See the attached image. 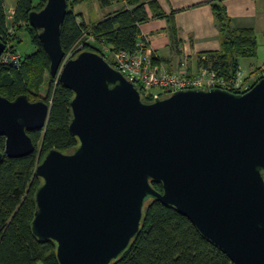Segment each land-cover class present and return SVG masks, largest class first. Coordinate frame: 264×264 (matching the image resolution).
Listing matches in <instances>:
<instances>
[{
	"label": "water",
	"instance_id": "95a60500",
	"mask_svg": "<svg viewBox=\"0 0 264 264\" xmlns=\"http://www.w3.org/2000/svg\"><path fill=\"white\" fill-rule=\"evenodd\" d=\"M66 12V0H46L28 15L50 75L73 94L68 128L77 139L36 167L33 236L56 244L59 264L117 263L137 239L147 204L159 202L232 264H264V78L242 93L193 88L145 100L96 51L64 62ZM30 44L25 37L20 52ZM5 50L0 40V57ZM50 111L46 98L0 93V165L35 151L30 133L47 127Z\"/></svg>",
	"mask_w": 264,
	"mask_h": 264
},
{
	"label": "trees",
	"instance_id": "16d2710c",
	"mask_svg": "<svg viewBox=\"0 0 264 264\" xmlns=\"http://www.w3.org/2000/svg\"><path fill=\"white\" fill-rule=\"evenodd\" d=\"M66 1L67 12L61 27V44L65 54L87 30L97 39V43L86 45L84 50L100 53L99 44L104 43L113 51H132L140 35V24L149 19L147 7L152 11H159L156 0H99L102 7L125 1L127 8L88 26L74 11L76 5L88 0ZM221 1H213L216 25L221 34L220 50L201 55L199 65L211 66L221 75L234 76L239 70L240 58L251 56L257 43L251 31H235L231 28ZM45 2L40 4L39 9H35L33 0H16L14 19L9 27L5 0H0V40L6 44L15 40L17 42L16 31L23 29L25 36L31 38L30 47L35 49L33 53L27 50L25 54L19 50V66L11 62L5 63L0 57V93L9 100L21 94L30 99L29 88L34 86L37 89L43 82V71L46 68L49 71V58L38 38V32L28 20L30 11L40 10ZM22 41L23 38L19 39L15 47L19 48ZM37 56L44 61L40 72H35L37 64L34 59ZM154 61L158 63L155 58ZM72 96L69 89L50 75L45 97L47 102L51 101L48 125L42 131L30 133L35 151L21 158L6 157L0 165V264H59L56 244L51 240L39 241L31 231L36 207L34 195L41 182L35 175V170L49 150L69 152L77 145V139L69 133L68 128ZM40 140L41 156L37 155V143ZM4 149L5 137L0 136V151ZM153 186L162 191L161 184L154 183ZM113 264L232 263L224 252L201 235L187 217L159 202H149L137 239L121 260Z\"/></svg>",
	"mask_w": 264,
	"mask_h": 264
},
{
	"label": "crops",
	"instance_id": "0c3cea01",
	"mask_svg": "<svg viewBox=\"0 0 264 264\" xmlns=\"http://www.w3.org/2000/svg\"><path fill=\"white\" fill-rule=\"evenodd\" d=\"M96 7L101 18L86 21L84 10L77 11L79 19L86 25L101 21L107 16L127 8L125 1L102 7L99 0ZM93 1V2H94ZM159 11L149 7V19L140 24V33L146 37V44L158 63L168 71H178L183 61H187V72L196 73L201 55L218 51L221 47V34L216 25L213 10L214 0H156ZM89 0L85 3L88 4ZM221 4L230 19L231 28L235 31L248 30L256 39V48L251 56L240 58L239 69L247 76L254 73L261 62H264V0H222ZM254 64L251 60L257 59ZM247 60L248 67L241 61Z\"/></svg>",
	"mask_w": 264,
	"mask_h": 264
},
{
	"label": "built area",
	"instance_id": "2783aa9c",
	"mask_svg": "<svg viewBox=\"0 0 264 264\" xmlns=\"http://www.w3.org/2000/svg\"><path fill=\"white\" fill-rule=\"evenodd\" d=\"M9 18L14 19V11ZM147 40L140 33L135 48L113 51L104 43L99 44L100 54L127 79L134 82L143 99L152 101L177 90L221 88L234 93H242L250 89L258 80L264 78V62L254 73L245 75L241 69L234 76L221 75L211 66L199 65L196 73L187 72V61H183L178 71H168L163 65L155 63L154 55L146 44ZM97 43V39L85 31L81 39L69 50L64 62L84 50L88 44ZM14 42L6 44L1 55L2 61L20 65L21 53ZM203 59H206L205 57ZM58 79V77H56ZM51 104V101H49Z\"/></svg>",
	"mask_w": 264,
	"mask_h": 264
},
{
	"label": "rangeland",
	"instance_id": "374dc122",
	"mask_svg": "<svg viewBox=\"0 0 264 264\" xmlns=\"http://www.w3.org/2000/svg\"><path fill=\"white\" fill-rule=\"evenodd\" d=\"M89 1L90 2H88V4L83 2L82 6H79L77 11H83L84 10L83 16L87 22L88 21L93 22V21L99 20L101 18V15H100V10H98V7L95 6L96 1H94V0H89ZM44 2H45V0H33V6L35 9H39L40 4H43ZM15 5H16V0H5L6 11H7L8 19H9L8 20L9 27H10V23H12V21H13L9 18V15H10V12H12V11H14V13H15ZM74 11L76 13V10H74ZM11 30H12V28H11ZM16 34H17V36L15 38H17V42L19 41V39H21V38L24 39L26 37L23 29H21L20 31H16ZM17 42H16V40L14 41L15 44H18ZM21 43H19V45ZM28 50L31 53H33L35 51V49L30 47V46H29ZM258 60H259V58L251 60V61L254 62V64H257ZM43 62L44 61H42V58L40 56L35 57L34 63L37 64V68L35 69V72L41 71V67L43 66ZM241 63L243 66L246 65L248 67L249 62L247 60H242ZM262 64H263V62L260 63V65H262ZM49 81H50V73H49L48 69L46 68L43 71V82H42V84L37 89L34 86H31L29 88L28 95H30V97H31L30 99L34 100V101H36V100L39 101V100L44 99L46 97V93L48 90ZM40 143H41V140L37 143V155H39V156H41V144Z\"/></svg>",
	"mask_w": 264,
	"mask_h": 264
}]
</instances>
